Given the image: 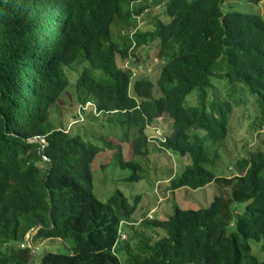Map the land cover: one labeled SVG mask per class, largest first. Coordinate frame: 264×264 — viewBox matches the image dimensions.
Wrapping results in <instances>:
<instances>
[{
    "label": "trees",
    "instance_id": "obj_1",
    "mask_svg": "<svg viewBox=\"0 0 264 264\" xmlns=\"http://www.w3.org/2000/svg\"><path fill=\"white\" fill-rule=\"evenodd\" d=\"M224 3L0 0V264H264L252 248L259 244L264 253V152L239 161L237 174L217 177L206 166L219 156L206 143L227 137L232 105L208 111L204 93L199 106H185L196 88L213 87L211 78L239 82L258 96L264 129V20L225 14ZM152 5L161 12L145 16ZM113 25L122 27L117 39ZM139 51L163 62L156 84L147 77L132 84L133 71L123 65H138ZM83 65L71 82L69 73ZM66 93L82 110L93 107V122L106 118V132L125 131L114 135L120 143L81 127H55L51 112ZM161 118L172 120L156 139L161 149L190 159L170 190L216 183L218 193L208 208L176 207L168 219L152 215L137 224V207L123 192L106 203L94 195L92 163L104 148L87 140H102L122 169L135 171L129 180L138 181L136 160L152 144L146 129ZM29 234L33 244L70 242L72 253H47L36 262Z\"/></svg>",
    "mask_w": 264,
    "mask_h": 264
},
{
    "label": "rangeland",
    "instance_id": "obj_2",
    "mask_svg": "<svg viewBox=\"0 0 264 264\" xmlns=\"http://www.w3.org/2000/svg\"><path fill=\"white\" fill-rule=\"evenodd\" d=\"M159 12H161V9L152 5V8L148 12H145V16ZM223 12L225 14L230 12L255 14L261 16L264 20V0L259 4L251 3L249 0H225ZM145 16L140 18L139 26L145 24ZM112 31L114 38H116L121 34L122 27L113 25ZM138 54L139 58L142 56L138 65H132V63H125L123 65L133 71L134 80H132V84L141 77H147L156 84L161 73L163 62L153 55L152 57H148L149 54L147 53L139 51ZM84 66H80L77 71L69 73L71 82L74 83L78 80L79 73ZM218 68L219 65L215 69ZM211 83L213 87L207 88L205 92L201 88H196L187 95L185 106L187 108L199 106L201 95L204 93L207 97L206 103L208 104V111H211V106L218 105L222 102H228L232 105L227 137L217 144H214L211 140L206 143L207 150L211 156L215 154L219 156L215 164L207 165L206 168L217 177L227 178L238 173L236 166L239 161L249 158L252 153L264 152V129H261L259 124L260 108L258 96L251 94L246 85L239 82L231 83L229 80H220L217 78H211ZM73 85L71 83L69 90H73ZM75 100V97L66 93L59 102L57 109L51 112V123L55 127H61L62 125V128H65L70 133L76 130L78 131V128L81 127L82 131L94 133L97 136L103 134L106 140L118 145L120 141L114 135H120L121 133H125V131L113 130L106 132V128L102 126L106 118L102 119L101 117L99 121L93 122L91 117H89L91 116L92 110H94L93 107L87 104L82 110L81 106ZM150 125L146 129V134L150 135V142H152V144H149L148 155L136 160L142 167L141 171H137V174L140 176V180L138 181L129 180L135 171L131 168L122 169L115 162L114 151L105 147V143L102 140H87L99 148H104L92 163L93 192L96 198L106 203L115 192H123L128 198L129 203L137 207L132 217L133 222L137 224L142 219L152 215L155 220L168 219L174 214L176 207L194 210L208 208L218 193L217 184L211 183L197 190L189 188L176 191L170 190V181L182 175L185 166L190 164V159L173 151L166 152L162 150L158 140H156L163 138L172 129V120L169 121L161 118L155 120ZM108 129L111 128L108 127ZM135 133V131H132L133 137L131 140L134 139ZM40 143L44 144V141L41 140ZM127 146L124 145L123 152L127 159L130 160L133 152L131 144H127ZM238 206L245 208V205ZM236 223L237 217L235 216L230 228L231 231L236 230ZM30 234L25 238L26 245L32 249L34 248L36 262H39L47 253H72V244L70 242L66 244L64 241L52 240L39 241L33 244L29 238ZM147 234L155 238V233L151 230L147 231ZM252 248L253 254L257 255L260 259L264 258V253L261 251L259 244H253Z\"/></svg>",
    "mask_w": 264,
    "mask_h": 264
},
{
    "label": "water",
    "instance_id": "obj_3",
    "mask_svg": "<svg viewBox=\"0 0 264 264\" xmlns=\"http://www.w3.org/2000/svg\"><path fill=\"white\" fill-rule=\"evenodd\" d=\"M34 141H36V142H40L41 139H40V138H35Z\"/></svg>",
    "mask_w": 264,
    "mask_h": 264
},
{
    "label": "built area",
    "instance_id": "obj_4",
    "mask_svg": "<svg viewBox=\"0 0 264 264\" xmlns=\"http://www.w3.org/2000/svg\"><path fill=\"white\" fill-rule=\"evenodd\" d=\"M150 218L152 217V216H149Z\"/></svg>",
    "mask_w": 264,
    "mask_h": 264
},
{
    "label": "clouds",
    "instance_id": "obj_5",
    "mask_svg": "<svg viewBox=\"0 0 264 264\" xmlns=\"http://www.w3.org/2000/svg\"><path fill=\"white\" fill-rule=\"evenodd\" d=\"M133 80H134V78H133Z\"/></svg>",
    "mask_w": 264,
    "mask_h": 264
}]
</instances>
